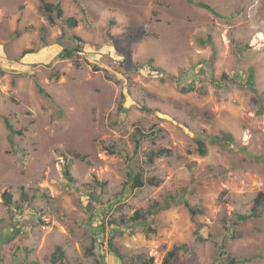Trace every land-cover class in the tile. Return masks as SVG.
Instances as JSON below:
<instances>
[{
  "label": "rangeland",
  "instance_id": "1",
  "mask_svg": "<svg viewBox=\"0 0 264 264\" xmlns=\"http://www.w3.org/2000/svg\"><path fill=\"white\" fill-rule=\"evenodd\" d=\"M46 1L63 10L53 25L39 0H0V264H51L57 246L70 264H121L106 244L112 227L99 225L166 202L118 228L112 243L128 261L160 264L184 246L173 264H264V204L259 218L236 220L264 193V0ZM75 47L78 67L58 57ZM136 125L156 135L134 155ZM157 148L172 156L144 163ZM140 168L155 186L131 189L126 172ZM183 201L202 214L191 219Z\"/></svg>",
  "mask_w": 264,
  "mask_h": 264
},
{
  "label": "trees",
  "instance_id": "2",
  "mask_svg": "<svg viewBox=\"0 0 264 264\" xmlns=\"http://www.w3.org/2000/svg\"><path fill=\"white\" fill-rule=\"evenodd\" d=\"M40 2V6H39V10L40 12L43 13V15L45 16L47 22L51 25L55 24L56 20L60 19L63 15V10L60 6L59 3H50L47 2L46 0H39ZM190 2H192V0H190ZM196 5L200 8H204V9H208L209 7L205 4L202 3H196ZM66 25L68 26V28H76L78 25V20L74 17H69L65 20ZM147 24V23H146ZM17 35V34H16ZM147 33H144V31H141L139 33V38H145L148 37ZM130 38V37H128ZM131 39V38H130ZM77 47L75 48H71V49H63L60 51V53L58 54V57L61 59H72L73 63L75 66H79V62L77 61V56L76 53H79V51H77ZM32 53L31 51H24L22 54L26 55ZM151 64V61H150ZM150 69V71H155V72H161L158 68L156 67H152L150 65V67H148ZM97 68L94 67V71H96ZM165 78L167 79H172L173 77H170L169 75H167L166 73H163ZM166 74V75H165ZM222 81H227L228 78L226 75H222L221 77ZM253 81H254V73L252 70H249L247 72V78L246 81L244 83L245 86L253 89ZM212 83H214L215 86H220V82L215 80V79H211ZM182 92H190L193 91V87L190 86L187 89H181ZM39 92L43 93V89L41 87H39ZM122 106V105H121ZM120 106V111H125L124 107ZM141 109H145L144 107H141ZM4 124L9 132V135H22V131H16L13 126L9 123V121L7 120V118L4 117ZM156 135V131L154 130H150L148 132L144 131L139 125L134 126V130L132 133V146H133V150L132 153L134 155H137L140 152V148H141V143L143 141H145L146 139L152 138ZM210 143L214 144V145H220L221 144V139L219 137H211L209 138ZM223 140L227 141V142H233V138L231 135L229 134H225L223 136ZM195 149L198 155L200 156H205L207 154V148L205 143H203L201 140L197 139L195 141ZM172 156V151L170 149L167 148H157L155 150H150L147 153H145L142 158H143V162L146 163L147 165H151L153 164L154 160L157 158H162V157H170ZM73 160H78V161H82L84 162L86 160V156L85 155H81V154H72L71 155ZM66 179L70 182H73V179L69 173L68 170V166L66 167L65 173H64ZM144 175V170L142 168L139 169V171H135L133 169H128L126 172V178L130 183V187L131 189H142L146 184H150V185H154L156 183H153V181L151 179L146 180L143 177ZM2 198L4 199V203L6 205L10 204L11 202V195L7 192H4L2 194ZM168 199L171 203H177V201L174 199V197L172 196H168ZM24 202H26V204H28L27 201L24 200ZM264 204V193L260 192L258 193V195L256 196L254 202H253V206L250 209L249 213L246 214H237L236 215V220L238 222H246L247 220H251V219H257L261 216V205ZM183 205L186 208V210L188 211L191 219H194L195 217H197L198 215L202 214L203 210L201 208L198 207H194L192 205H190L188 202L183 201ZM152 210L148 209V210H136L131 217L126 218V217H120L119 219H108L106 221V223L104 224V222H102L99 225V231L100 234H104L106 228H111L110 229V233L107 238V246L109 248L110 253L113 254L114 257H116L121 264H154V259L153 258H146V259H142V257H138L136 258L135 262L132 261H128V259L120 253L119 249L117 247H115V245L112 243V238L113 236L117 233L118 228L124 227L126 226L128 223H145L148 216H151V213L154 211H160V210H167L169 209V204H166L163 207H159L157 204H154L151 208ZM154 209V210H153ZM195 241L196 242H204V239L200 236L198 230L195 231ZM99 239V237L97 238V240ZM94 242V239H93ZM100 245H103V242L99 243ZM94 247V246H92ZM92 247H89L86 251H85V256H93V249ZM184 249V246H174L172 247L163 257L162 261L160 264H173L174 259L176 257V253L178 251H181ZM251 259L250 258H235V257H227V264H242V263H246V262H250ZM50 262L51 264H70L69 261L66 259V255L63 251V249L59 246H57L53 252V254L50 256ZM77 264H81V263H77ZM98 264H103V262L101 260H98Z\"/></svg>",
  "mask_w": 264,
  "mask_h": 264
},
{
  "label": "clouds",
  "instance_id": "3",
  "mask_svg": "<svg viewBox=\"0 0 264 264\" xmlns=\"http://www.w3.org/2000/svg\"><path fill=\"white\" fill-rule=\"evenodd\" d=\"M107 16H108V14L106 13V14H105V18H106V19H107ZM120 263H121V262H120Z\"/></svg>",
  "mask_w": 264,
  "mask_h": 264
}]
</instances>
